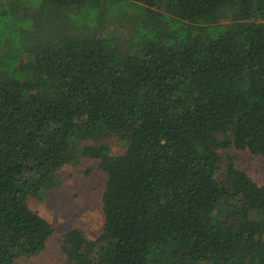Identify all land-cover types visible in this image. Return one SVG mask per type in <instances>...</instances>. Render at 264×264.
Masks as SVG:
<instances>
[{"label":"trees","instance_id":"trees-1","mask_svg":"<svg viewBox=\"0 0 264 264\" xmlns=\"http://www.w3.org/2000/svg\"><path fill=\"white\" fill-rule=\"evenodd\" d=\"M118 18L125 50L98 33ZM107 133L124 154L83 144ZM230 147L264 155V0H0V264L45 248L25 200L80 158L104 225L64 235L70 264H264V186Z\"/></svg>","mask_w":264,"mask_h":264},{"label":"rangeland","instance_id":"rangeland-1","mask_svg":"<svg viewBox=\"0 0 264 264\" xmlns=\"http://www.w3.org/2000/svg\"><path fill=\"white\" fill-rule=\"evenodd\" d=\"M98 33L110 35L125 50L130 33L129 23L125 19H110ZM124 142L120 135L107 133L83 144H103L109 148L110 155L120 156L125 152ZM218 154L258 186H264V155L234 147L219 150ZM54 179L58 184L45 189L43 198L28 196L25 200L29 210L49 223L52 234L41 252L19 257L13 264H70L64 251V235L67 232L77 230L87 241L96 240L102 233V194L107 177L100 170L99 161L80 158L58 170Z\"/></svg>","mask_w":264,"mask_h":264}]
</instances>
